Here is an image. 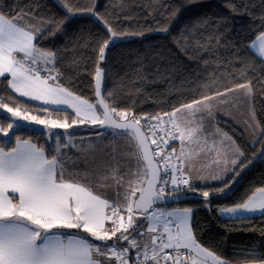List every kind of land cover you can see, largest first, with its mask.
<instances>
[{"label": "trees", "instance_id": "1", "mask_svg": "<svg viewBox=\"0 0 264 264\" xmlns=\"http://www.w3.org/2000/svg\"><path fill=\"white\" fill-rule=\"evenodd\" d=\"M0 12L39 30L34 43L56 53V79L73 94L96 103L95 73L102 68L103 97L118 111L157 115L247 84L264 140V59L245 47L261 30L264 0H0ZM105 41L101 60L99 48ZM8 78L0 77V95L11 97L9 106L34 113L47 108L60 118L75 119L68 109L18 95ZM9 121L0 110V123ZM221 125L243 153L238 169L222 183L185 190L208 191L207 198L161 207L190 208L196 241L227 264L259 263L264 260V214L224 218L220 209L243 204L264 188V141L252 145L233 123ZM14 133L52 154L45 132L27 126L14 128L9 137L0 134L6 150ZM136 216L142 219H134L131 234L142 228L143 215ZM131 253L134 263L136 250Z\"/></svg>", "mask_w": 264, "mask_h": 264}, {"label": "snow or ice", "instance_id": "2", "mask_svg": "<svg viewBox=\"0 0 264 264\" xmlns=\"http://www.w3.org/2000/svg\"><path fill=\"white\" fill-rule=\"evenodd\" d=\"M68 10L71 11L70 8ZM21 19L9 18L0 12V77H4L6 73L9 75L7 84L10 90L20 96L41 100L45 104L73 107L77 117L83 116L80 123L87 121L100 125L105 131L98 133L99 136L111 135L123 139L133 151H120L124 146L117 145L115 140L98 149L93 148V151H99L110 159L101 161L97 170L77 173L68 172L66 168L64 157L61 155L59 134L46 133L49 138L55 140L51 155L46 154L43 147L33 144L30 139H21L15 133L14 143L10 144L7 150L4 144H0V264H129L131 249L136 250L134 264H161V260H164L165 264H168V261H171V264H181V248L195 253L183 257L185 264L188 260H191V264H207L209 258L212 264H227L196 241L189 226L191 209H184L180 214L160 213L153 209L145 216V219L150 221L147 233H155L160 225L163 233H167L166 237L159 233L150 235L146 241H138L129 233V229L134 225V208L148 213V209L163 195V185L169 182L174 186V190L178 189L179 184L189 185L190 177L185 174L184 165L188 163V170L191 171L193 165L190 161L194 156H199V152H186L184 142L199 144L201 136L197 134L202 133V125L196 124L192 127V121L183 115L178 117L177 113H182L183 109H193L194 104L201 102L193 101L166 113V122L160 116L151 117V120L158 123L149 127L148 135H145L141 130L140 120L145 119L147 123L148 118L133 116L129 119L128 111H118L115 107H110L101 96L102 70L99 67L95 73L98 97L95 104L75 96L61 86L56 76L51 75V71H57L59 75L55 69L56 53L39 48L34 43L39 30L33 25L20 23ZM261 20V30L254 34L245 47L258 58L264 59V17ZM109 31L111 32V29ZM111 35L115 37L117 34L111 32ZM107 47L108 41H105L99 48L101 60ZM41 63L44 66H52L51 70L47 67L43 69L48 71L46 77H41L42 69L36 67ZM49 80L53 83L49 84ZM237 87L243 88L245 85ZM248 92L252 94L251 88ZM107 95L110 97L112 94L109 92ZM10 99L11 97L0 95V110H6L12 117L45 125L48 129H66L77 123L76 120L70 124L66 119L61 121L30 115L27 111L22 112L18 105L10 107ZM98 106L101 108L99 113ZM207 107L211 114V105ZM43 111L47 112L48 109ZM165 123L170 125V130L163 127ZM14 127H19L15 121L6 125L0 124V134L7 137ZM156 131L163 132L170 140L180 141L179 154H176V149L173 148L161 157L163 150L154 138ZM161 142L167 148L168 140L161 137ZM71 143L69 137L63 146L68 147ZM153 144L157 145L155 150L150 147ZM230 147L235 153L243 155L234 142ZM106 148L109 149L107 152ZM118 157L135 160L137 167L132 175L137 179H129L123 194L116 192V199L110 202L104 198L106 193L101 190L113 185H123L127 175L120 173ZM157 157H161L160 163L164 165L162 170L168 176V179L163 181L159 178L161 168L155 162ZM173 160L177 163L172 164L170 168L169 164ZM231 163L234 165L237 161L233 159ZM175 172H179L180 177H177ZM145 177L149 178L145 180ZM197 178L203 179L199 176ZM143 183H146L147 187L141 186ZM158 183L161 187L156 189ZM137 191L140 195L133 201L132 197ZM219 191L223 192V189ZM257 191L264 194V189ZM201 195L207 198L210 193L204 191ZM122 211L126 212V218L121 215ZM220 211L237 217L243 212L260 211L264 214V195L259 200L249 198L243 204ZM174 215L176 226L180 228L175 234L168 228V223L172 221H161V216ZM106 221H111L109 227H105ZM84 233L88 236L83 235ZM117 233L120 235L117 236ZM136 235L143 236L144 232L137 230ZM89 237L100 242L113 240V237H116V240L111 245H101L94 243ZM120 241H127V246H119ZM165 249H173L175 255L165 253ZM259 264H264V260Z\"/></svg>", "mask_w": 264, "mask_h": 264}, {"label": "rangeland", "instance_id": "3", "mask_svg": "<svg viewBox=\"0 0 264 264\" xmlns=\"http://www.w3.org/2000/svg\"><path fill=\"white\" fill-rule=\"evenodd\" d=\"M38 66V65H37ZM36 66V67H37ZM39 68V67H38ZM52 68V67H51ZM55 76V71H54ZM246 87L248 88L249 85L246 84ZM250 88V87H249ZM227 94H217L210 97H207L209 99H202L198 100L201 103L194 104L193 109H183L182 113H177V116L180 117L183 115V117L187 118L188 120L192 121V124L190 126L194 127L196 124L202 125V133H198L197 135L201 136V140L199 144H189L188 141L184 142L185 151L192 150L194 152H199V156H194L192 161L190 163L194 166V170L198 172L200 177H203L201 179L203 182H209L210 184L217 182L218 180H225L230 175H232L239 167V165L236 164L235 169L233 170L231 167V160L232 157L237 156V153L232 152V150H228V141L232 143V137L229 133H227L221 123L226 122L225 115L232 114L233 111L229 110L227 107H225L224 103L221 101L222 97L224 95L230 96V92H225ZM75 95V94H74ZM77 96V95H75ZM252 98V94L250 95ZM249 96H247L246 93H242L240 95V99L242 100V105L240 107L241 111H246L248 108L249 103ZM221 99V100H220ZM88 101V100H87ZM95 104V102H90ZM193 103V102H192ZM191 104V103H189ZM208 105H211V114H209ZM11 107V106H10ZM69 107V106H65ZM179 108H182L179 107ZM62 109H68L72 111L75 114V108L69 107V108H62ZM22 112L27 111L23 108H20ZM5 114L11 117V121H15L16 124L20 126H27L30 128L35 129H42L45 132V135L47 132H51L54 135L59 134L60 135V144H61V155L64 157L66 168L68 172H77V173H83L87 171H93L97 170V166L101 165V161H107L110 159L108 156L104 155L103 153H100L99 151H93V148H99L103 145H108L112 143L115 140V143L117 145H123L124 147L120 148V151H128L132 152L133 148L128 146L126 141L119 138H114L111 135L107 136H99L98 133L104 132L105 128H102L100 132L96 133H89V134H77L79 132L88 131L90 129H93L97 124H92L90 122H84L80 123L79 121L83 119V116L77 117L75 115V119L77 123L72 124L71 127L66 129H48L45 125H37L32 121H24L17 117H12L11 113H7L6 110H1ZM101 110L99 106L97 107V112L99 113ZM30 115H39L42 118L46 119H57V120H67L70 124L72 123V119L69 117H58L55 116L54 113L51 112H45V111H39L38 113H34L31 111H27ZM194 113V114H193ZM242 116V115H241ZM1 124V123H0ZM183 126V125H182ZM17 128V127H14ZM10 134V131H9ZM9 134L7 137H9ZM226 134V136H225ZM71 137L72 143L68 147H64L63 145L67 142L68 138ZM47 142L49 145H51L52 149L55 147V140L52 138H49L46 135ZM230 138V139H229ZM221 141L223 143H221ZM179 146L181 149V143L179 141ZM238 146V145H237ZM263 147V146H262ZM260 148L259 155H256L257 158L261 157L263 148ZM239 148V147H238ZM109 149H105V152H107ZM240 150V148H239ZM241 152V150H240ZM243 156V155H242ZM241 156V160H242ZM259 156V157H258ZM237 158V157H235ZM119 163L121 165L120 173L127 175L125 176V183L120 186L113 185L111 188L102 189L101 191L107 192V190L113 192L116 188L119 190L121 189V193L125 191L127 188V181L129 179L135 180L137 177L132 175V172L136 170V162L134 159H126L123 157H118ZM227 161V163H225ZM238 166V167H237ZM185 167V166H184ZM223 167V168H221ZM227 173L228 170H231ZM185 173L187 176L188 173L185 170ZM231 173V174H230ZM215 177V178H213ZM67 178V177H66ZM146 179V177H145ZM219 182V181H218ZM144 184V183H143ZM143 184L141 186H143ZM191 180L189 179V185L188 187H192ZM196 186V185H194ZM123 190V191H122ZM139 191L136 192V195L132 197V200L134 201L135 197ZM162 208L161 205L154 206L153 209H160ZM166 208V207H165ZM122 215L126 218V212H121ZM137 213L134 212V219H139L138 221H141L142 218H138L136 216ZM144 217V216H143ZM111 225V221H108ZM140 227L147 229V224L143 223L140 225ZM75 232V230H74ZM87 233H84L83 235H86ZM151 234L148 233V236ZM149 238V237H148ZM106 244H111L109 241L105 242ZM102 243V244H105Z\"/></svg>", "mask_w": 264, "mask_h": 264}, {"label": "crops", "instance_id": "4", "mask_svg": "<svg viewBox=\"0 0 264 264\" xmlns=\"http://www.w3.org/2000/svg\"><path fill=\"white\" fill-rule=\"evenodd\" d=\"M37 67L41 68L42 70L40 71V76L41 77H46L48 75V71L46 70H43L45 67H47V69L51 70V65H48V66H44L43 63H41L40 65H38ZM5 75H8L7 73ZM51 75L54 76V71H51ZM9 76V75H8ZM10 78V77H9ZM49 84H52V80H49L48 81ZM248 89L249 87L247 88L246 85L245 87L243 88H240V87H235V88H232L230 90H227L225 92H230V96L227 97L228 95H224L220 100L224 103L225 107H227L229 110L233 111L232 114H227L225 115V118H226V121L228 122H231L233 123L237 128H239L243 133L244 135L246 136V138L248 139L249 143L254 145V144H257V143H260L261 145L263 144V141L262 140V130L260 128V125L257 121V118H256V115H255V110H254V105H253V101H252V98L250 97V94L248 92ZM225 92H222L220 94H227ZM16 93V92H15ZM242 93H246L247 96H249V103H248V108L246 111L240 109L241 105H242V100L240 99V95ZM18 95H20L19 93H17ZM24 97V96H22ZM28 100H31L33 102H36L40 105H43V106H47V107H52V108H69V107H65L66 105H50V104H45L43 101L41 100H33L31 99L30 97H24ZM242 115V116H241ZM117 131H122V130H117ZM232 137V136H231ZM232 140L231 141L232 143L234 142L235 146H237L235 140L233 139L232 137ZM32 142V141H31ZM33 143V142H32ZM228 141V150H232V148L230 147V145L232 144ZM35 144V143H33ZM238 147V146H237ZM45 150V149H44ZM179 152H180V146H179ZM232 152H234L232 150ZM45 153L47 154L46 150H45ZM242 153V152H241ZM241 156L242 155H239L237 153V158L235 157H232V160L235 159L237 161V165H239V163H241ZM242 159H243V156H242ZM236 164H232L231 163V167L232 169L234 170L235 169V166ZM185 170L186 172L188 173L189 177H190V180H191V184L194 186V185H206V184H210L209 182H203L201 179H198L197 177L200 175L198 172H196L194 169V166L192 167L191 171L188 170V163H186L185 165ZM238 167V166H237ZM223 168V167H221ZM231 170H228V172L232 171ZM236 170V169H235ZM233 173V171H232ZM231 174V173H230ZM200 177V176H199ZM229 178V177H228ZM228 178H226L225 180H223L221 178V180H218L217 182L215 183H212V184H219V183H222L224 181H226ZM264 189V188H262ZM123 191V190H122ZM116 192H120L121 193V189H115L113 192L107 190L106 192V195L104 198H107L109 199L110 202L114 201L116 199ZM9 195H13L12 193H9ZM264 195L258 191H256L251 197L249 198H253L254 200H259L261 198V196ZM249 198L247 199V201L249 200ZM121 200H122V197H121ZM245 201V202H247ZM244 202V203H245ZM232 207H235V206H232ZM227 208H231V207H227ZM184 209H190V208H186V207H172V208H166V211L167 213H174V214H180L182 213V210ZM223 209V208H222ZM161 210L158 209L157 211ZM110 211V210H109ZM152 212V210H150L148 213L144 214L142 217H143V223L147 224V226H149L150 224V221L149 220H146L145 219V216L147 214H150ZM220 214L221 216H223L224 218H237V216H235L234 214H229V213H221L220 211ZM258 214H262L260 211H256V212H243L241 216L239 217H243V216H253V215H258ZM172 220L176 223V219H175V215L174 216H171ZM191 219H192V211L190 213V219H189V226L191 228ZM161 221H162V218H161ZM110 224L108 221L105 222V227H109ZM168 228L171 230L170 228V225L168 224ZM157 230H161L163 231V228L162 226L158 225L157 226ZM192 230V229H191ZM63 231H66V232H74V230H63ZM76 231V230H75ZM140 232H144V235L143 236H137L136 233L137 232H133L132 233V236H135L137 238V240H148V233L146 231L145 228H140L139 230ZM178 231H180V228H178ZM167 234V233H166ZM120 233H117V236H119ZM151 235H154V233H151ZM86 237L88 236V234L85 235ZM141 237V238H139ZM90 240H92L94 243H97V244H101L103 245L102 243H105V242H100V241H95L94 238H91L89 237ZM116 240V237H113V240H110L109 243H113V241ZM106 244V243H105ZM109 244V245H111ZM127 246V245H126ZM135 250V249H134ZM191 255H195V253H191ZM103 259V258H101ZM188 264H191V260ZM207 264H212V261H211V258L208 259L207 261ZM253 264V263H251ZM255 264H259V263H255Z\"/></svg>", "mask_w": 264, "mask_h": 264}, {"label": "built area", "instance_id": "5", "mask_svg": "<svg viewBox=\"0 0 264 264\" xmlns=\"http://www.w3.org/2000/svg\"><path fill=\"white\" fill-rule=\"evenodd\" d=\"M172 111H168V112H164V113H160V114H157V115H149V114H131L130 112V117L133 118L134 117H145V118H148V121L146 123V120L145 119H141L140 120V125L142 126V128L144 129L146 135H148V129L149 127L151 126H154L158 123V121L156 120H151L150 118L151 117H155V116H160L165 122L168 120V117L165 115L166 113H171ZM164 128L166 129H169L170 130V125H168L167 123H165L163 125ZM161 137H164V139L168 140V144H167V148L164 147V144L161 142ZM156 140H157V143L160 145V148L163 150L162 153H161V157L166 154L167 152H171L173 148L176 149V154H179V141L178 140H170L168 139V137L164 136V133L163 132H160V131H156V135L154 137ZM152 146V149L155 150L157 145H151ZM161 157H157L155 158L161 168V178L160 180L163 181L165 179H168V176L164 173V171L162 170L164 165L162 163H160V160H161ZM177 162L175 160L171 161L170 164H169V167L171 168V165L172 164H176ZM177 177H180V173L179 172H175L174 173ZM186 174V173H185ZM161 187V184L158 185V189ZM164 187V195H169V194H175V193H182V192H185V190L188 188V185H183V184H179V187L177 190H174V186L171 184V182H169L167 185H163ZM158 212L160 213H167L166 211V208L165 207H162L161 210H159ZM122 215V213H121ZM162 218V221L164 220H170L172 221L171 223H168L170 225V228H171V231L173 234H175L176 232H178V227L176 226V223L172 220L171 217H168V216H161ZM115 219V218H113ZM159 233H163V231L161 230H157L154 235H157ZM163 235L166 237L167 234L166 233H163ZM159 243V241L157 242ZM119 246H123V245H119ZM123 247H126V246H123ZM165 253H171L172 255H175V252L173 251V249H165L164 250ZM179 252L181 254V264H185L184 262V259L183 257L185 255H189L191 253H189V250H186V249H179ZM131 250L129 252V264H134L133 261L131 260ZM163 255V253L161 254ZM135 257V256H134ZM114 259V258H113ZM190 262V260L187 261V264ZM161 264H165V261L164 260H161ZM168 264H171V261H168Z\"/></svg>", "mask_w": 264, "mask_h": 264}, {"label": "water", "instance_id": "6", "mask_svg": "<svg viewBox=\"0 0 264 264\" xmlns=\"http://www.w3.org/2000/svg\"><path fill=\"white\" fill-rule=\"evenodd\" d=\"M102 70V80H101V88H100V93H101V96L103 97V93H102V88H103V69L100 68ZM95 98H96V102L98 100V97L96 96V89H95ZM100 108V107H99ZM101 110V108H100ZM129 119H132V117H130ZM141 126V125H140ZM94 128H103L101 127L100 125H96ZM141 130L145 133L144 129L142 128L141 126ZM146 135V133H145ZM151 149H152V146L150 145ZM155 162H157V160L155 159ZM149 177H146V179H148ZM159 178H161V171L159 173ZM145 179V180H146ZM158 185L159 183L156 185V189H158ZM143 187H147L146 183L143 184ZM140 193L137 194V196L135 197L134 201L139 197ZM202 199L204 198L201 194H197V193H193V192H182V193H175V194H169V195H162L160 197V199L157 201V202H154L152 207L148 209V212L154 207V206H157V205H168V204H176V203H179V202H182V201H185V200H189V199ZM134 212L137 213V214H140V215H144L146 213H143L142 210H139V209H136L134 208Z\"/></svg>", "mask_w": 264, "mask_h": 264}]
</instances>
